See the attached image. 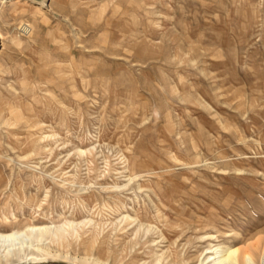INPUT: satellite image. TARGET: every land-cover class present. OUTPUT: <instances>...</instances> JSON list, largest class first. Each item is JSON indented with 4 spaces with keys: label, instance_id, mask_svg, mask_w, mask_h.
<instances>
[{
    "label": "rangeland",
    "instance_id": "obj_1",
    "mask_svg": "<svg viewBox=\"0 0 264 264\" xmlns=\"http://www.w3.org/2000/svg\"><path fill=\"white\" fill-rule=\"evenodd\" d=\"M2 3L0 233L63 228L13 264L261 248L264 0Z\"/></svg>",
    "mask_w": 264,
    "mask_h": 264
},
{
    "label": "bare ground",
    "instance_id": "obj_2",
    "mask_svg": "<svg viewBox=\"0 0 264 264\" xmlns=\"http://www.w3.org/2000/svg\"><path fill=\"white\" fill-rule=\"evenodd\" d=\"M7 0H0V4ZM31 1L32 0H28ZM34 1V0H33ZM3 4V3H2ZM0 11V20H1ZM2 36H0V40ZM78 225V224H76ZM75 225V226H76ZM63 230L60 225H29L21 230H11L0 233V263L13 264L21 260L22 256H27L29 250L47 252V247L44 245L50 238L58 239ZM206 236V235H205ZM35 243V245H34ZM260 243H255L251 246L243 248L231 247L225 245H209L202 251L198 257L196 264H255L257 258L255 253L260 252V264H264V242L260 248ZM249 245V244H248ZM259 253V252H258ZM256 257V258H255ZM75 262L79 264H90L87 259L78 258ZM93 264H102L96 262Z\"/></svg>",
    "mask_w": 264,
    "mask_h": 264
}]
</instances>
